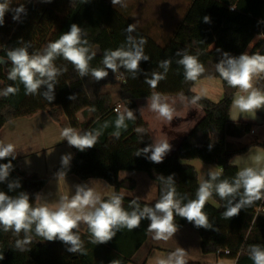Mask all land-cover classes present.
I'll use <instances>...</instances> for the list:
<instances>
[{
    "label": "trees",
    "instance_id": "obj_1",
    "mask_svg": "<svg viewBox=\"0 0 264 264\" xmlns=\"http://www.w3.org/2000/svg\"><path fill=\"white\" fill-rule=\"evenodd\" d=\"M5 2L9 11L5 13L4 24L0 26V59L4 62H0V90L11 85L18 91L14 95L0 96V128L8 121L46 111L63 129L71 127L80 134L99 133L96 145L83 152L69 146L66 140L74 153L73 159L67 168H56L51 175L63 171L61 175L66 173L80 180L101 179L118 192L122 188H134L132 180H118L119 172H143L156 182L158 201L164 182L174 174L176 198L184 204L196 198L199 183L195 169L183 164V161L197 160L204 165L219 167L220 179L231 182L238 172L230 164L231 159L246 154L252 148H264V144L256 142L239 148L226 144L228 136L241 138L249 133L250 125L230 122L229 111L237 89L229 87L216 71V63L224 52L232 56L245 52L249 55H264V0H190L181 20L168 36L151 33L150 25L135 26L130 17L132 6H113L110 0H51L50 3L44 0H0V3ZM21 4L24 5L26 14L22 13L20 19L14 21V10ZM205 16L210 17V22H204ZM72 24L81 28L82 39L88 42L86 46L89 48V55L95 53L89 61L90 69H104L108 71V76L98 82L91 75L81 78L69 61L57 57L53 63L60 74L55 81L54 99L50 101L45 97L46 86H42L36 95H26L24 85L19 80L8 79L11 63L8 61L7 51L24 47L27 42L30 45V55L40 53L49 42L58 40L63 33L69 31ZM129 25H134L135 30L131 33L133 37L137 40L142 37L146 41L143 53L150 58L140 62V71L135 78L122 67L114 74L103 64L107 50L121 47L127 49L126 38L129 33L126 29ZM257 36L262 38L250 46ZM178 50L196 56L203 64L205 71L196 81L206 78L221 81L223 96L218 103L199 96L200 99L195 104L202 108L204 117L170 156L156 164L149 161L150 152L136 156L138 150L151 145L152 141L135 100L148 99L153 93L160 96H180L190 102L193 97L198 96L191 92V86L196 81H186L183 67L177 64L180 59L176 55ZM162 60L171 61L170 66L165 79L158 81L157 86L152 88L145 83V76L151 78L153 72L164 73V69L159 67ZM118 77L124 80L120 85L119 100L129 103L127 110L134 113L135 119H126L127 128L119 129L120 135L116 137L115 121L118 115L113 113L115 104L109 94H102L100 90L103 86L114 85ZM255 89L264 93L263 77L258 78ZM70 96H74L73 99H69ZM79 114L82 121L78 119ZM61 117L66 119L65 123L61 122ZM9 160L13 169L7 180L0 182V191L10 196H17L20 191H24L29 194L32 206L37 207V195L47 183L48 177H25L12 157L0 160V164L8 163ZM208 179L209 173L203 182ZM15 180L20 182L21 187L9 191L8 182ZM121 198L122 207L131 212V202L136 200ZM107 199L109 198L103 200ZM210 199L218 207L206 202L203 212L213 228H197L179 216H175L174 223L178 228L188 225L198 233L202 254H214L233 264H253L248 255L250 246L255 244L264 247V211L257 212L259 207L264 209V198L241 209L231 219H225L221 215L225 211L226 201L221 200L215 191ZM136 202L141 208L145 205L154 206ZM147 226L148 220L143 219L138 228L132 231L122 228L112 240L98 245L91 242L88 227L85 232L74 229L80 237L83 254L69 252V246L59 240L42 241L41 237L35 235L34 226L32 242L25 246L24 251H20L15 243L24 238V233L17 236L12 231L4 232L0 228V264H130L131 258L146 239Z\"/></svg>",
    "mask_w": 264,
    "mask_h": 264
},
{
    "label": "clouds",
    "instance_id": "obj_2",
    "mask_svg": "<svg viewBox=\"0 0 264 264\" xmlns=\"http://www.w3.org/2000/svg\"><path fill=\"white\" fill-rule=\"evenodd\" d=\"M44 2L50 3L51 0H44ZM112 4L113 6L121 4V0H112ZM7 11H9L7 2L0 3V26L4 24V16ZM14 11V21H18L22 13L26 14L23 4ZM203 20L208 23L210 17L205 16ZM134 30V25H129L126 29L129 33L126 38L127 49L121 47L116 50H107L104 53L103 64L114 74L122 67L132 73L135 78L140 71V62L150 59L143 53V45L146 41L142 37L139 40L133 37L131 33ZM87 43L86 39H82L81 28L77 24H72L69 31L63 33L58 40L49 42L40 53L30 55L28 52L30 45L27 42L24 47L9 49L7 57L11 68L7 73L8 79L19 80L24 85L26 95H36L42 86H46L47 90L44 95L52 101L55 81L60 74L53 62L57 57H63L74 66L81 78L91 75L98 82L106 78L109 73L104 69H90L89 61L93 59L95 53L89 55ZM176 55L180 57L177 64L183 67L186 81H196L204 73L205 68L196 56L190 55L184 50H178ZM170 63L169 60L160 61L159 67L164 69V73L153 72L151 78L145 76V83L155 88L158 81L165 79ZM216 71L229 87L245 93L234 97L232 106L245 118L255 119L257 110L264 109V93L253 89L252 81L254 77L264 74V55H249L245 52L239 56H232L224 52L220 61L216 63ZM17 91V88L9 85L0 90V96L14 95ZM73 97L70 96L69 99H73ZM199 99V96H195L191 103L195 104ZM149 100L150 109L159 117L168 121L173 119V109L162 100L158 93H153ZM238 117H230V119L236 121ZM126 119H135L131 110L118 113V118L115 121L117 131L114 135L116 137L120 135L119 129L127 128ZM105 127H107V123ZM137 131L139 132L140 129L138 128ZM98 135L99 133L92 132L80 134L71 127H67L61 132L63 140H67L69 146L75 147L81 152L94 147ZM211 147L210 144L209 150ZM170 151L171 145L168 142H159L138 150L136 156L150 152L149 161L159 164L163 162L164 157ZM14 153L15 146L13 144H0V160L8 157L15 159ZM70 159V154L63 155L61 157L62 167L67 168ZM255 160L260 163L261 157L257 156ZM12 169L11 160L8 163L0 164V182L7 180ZM62 172L60 171L57 175ZM64 174L66 175V173ZM173 176L174 174L168 176L164 182L161 197L154 206L145 205L141 208L136 201H132L131 212L122 207V198L119 195L113 193L109 199L102 200L86 184L76 185L74 195L71 198L61 197L54 208H49L46 205L33 207L29 194L24 191H20L17 196H10L0 191V228L4 232L12 231L17 236L21 232L24 233V238L16 240L15 243V247L20 251H24L25 246L32 242L31 233L34 226L35 235L41 237L42 241L59 240L69 246L67 248L69 252L83 254L80 237L73 231L79 229L81 223L87 225L92 237L91 242L96 245L109 242L122 228H127L129 231L138 228L143 219L150 221L147 232L152 235L154 240L167 241L178 231V226L174 223L175 216L186 219L197 228H213L207 215L203 212L213 191L221 200L226 201L225 211L221 213L225 219H231L238 215L241 209L264 198V167L243 168L237 172L231 182L227 179L221 180L218 172H210L209 179L200 183L196 191V198L184 204L176 198ZM7 186L9 191L21 187L18 180L8 182ZM248 255L253 264H264V247L251 245ZM111 264H115V262H111ZM156 264H186L185 252L182 248H177L174 252H170L166 258H157Z\"/></svg>",
    "mask_w": 264,
    "mask_h": 264
},
{
    "label": "crops",
    "instance_id": "obj_3",
    "mask_svg": "<svg viewBox=\"0 0 264 264\" xmlns=\"http://www.w3.org/2000/svg\"><path fill=\"white\" fill-rule=\"evenodd\" d=\"M186 8L181 13L180 20ZM260 38L262 36H257L253 39L250 46ZM259 77L264 78V74L253 78V89H255V84ZM123 83L124 80L118 77L116 83L110 85L112 87L111 90H107L105 89L107 86H103L100 91L102 94H109L114 104L120 103L119 89ZM1 86L2 83L0 82ZM191 92L210 102L218 103L223 96L222 83L216 78L201 79L191 86ZM242 94L245 93H241L237 89L234 97ZM161 98L173 109V119L171 121L159 117L157 113L150 109L149 98L137 99L135 100V105L142 119L147 124V132L152 144L168 142L171 145V151L165 156L168 157L181 145L185 137L204 117V112L200 106L180 96H161ZM122 103L126 106L125 110H127L129 103ZM240 115L238 110L231 104L229 111L230 122L248 124L250 125V131L241 138L226 137V144L234 148L245 146L251 142L264 144V109L257 110L255 119L251 117L245 118L243 115ZM230 117H238V119L233 121ZM78 119L82 121L80 114L78 115ZM61 122L65 123L66 120L61 117ZM62 131L63 128L54 122L46 111H40L31 117H22L8 121L0 128V144H13L15 146L16 165L23 175L27 178L48 177L47 183L37 195V206L46 205L49 208H54L61 197L71 198L75 193L76 185L82 184H86L102 200L110 198L115 193L120 197L147 204L154 205L157 202V184L143 172H119L118 180H132L134 188L132 190L122 188L118 192L101 179L80 180L73 175H51L54 169L62 167L61 157L63 155L70 154V162L74 156L73 151L66 144V140H63L61 136ZM257 156L261 157L260 163H257L255 160ZM182 163L190 165L195 169L199 185L208 173H221L219 167L204 165L197 160L183 161ZM230 164L236 167L238 171L246 167H264V148H252L244 155L233 157ZM207 202L215 208L218 207V204L210 198ZM149 223L150 221H148V225ZM86 229L87 225L81 223L79 229L76 230L85 232ZM177 248L184 250L186 263L233 264L232 261L219 259L214 254H202L200 237L188 225L178 228L177 233L167 241L154 240L152 235L147 232L145 241L131 258L130 264H156L157 258H166L170 252H174Z\"/></svg>",
    "mask_w": 264,
    "mask_h": 264
},
{
    "label": "rangeland",
    "instance_id": "obj_4",
    "mask_svg": "<svg viewBox=\"0 0 264 264\" xmlns=\"http://www.w3.org/2000/svg\"><path fill=\"white\" fill-rule=\"evenodd\" d=\"M110 1L112 2V0ZM189 1L190 0H121V4L115 6L123 8L132 6L133 9L130 17L135 26L150 25L151 33L157 34L158 36H168L177 25L181 13L189 4ZM111 88V86L105 87L107 90H111Z\"/></svg>",
    "mask_w": 264,
    "mask_h": 264
},
{
    "label": "built area",
    "instance_id": "obj_5",
    "mask_svg": "<svg viewBox=\"0 0 264 264\" xmlns=\"http://www.w3.org/2000/svg\"><path fill=\"white\" fill-rule=\"evenodd\" d=\"M125 107H126V106L123 105L122 102L117 103V104H115L114 107H113V113H115L116 115H118V113L126 112V110L124 109ZM260 211H264V209L261 208V207H259V208L257 209V212H260ZM226 254H227V252H226Z\"/></svg>",
    "mask_w": 264,
    "mask_h": 264
},
{
    "label": "water",
    "instance_id": "obj_6",
    "mask_svg": "<svg viewBox=\"0 0 264 264\" xmlns=\"http://www.w3.org/2000/svg\"><path fill=\"white\" fill-rule=\"evenodd\" d=\"M0 62H1V63H4L1 59H0Z\"/></svg>",
    "mask_w": 264,
    "mask_h": 264
}]
</instances>
